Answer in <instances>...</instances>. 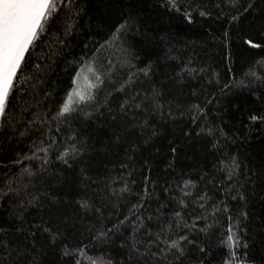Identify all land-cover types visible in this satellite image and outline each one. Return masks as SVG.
Wrapping results in <instances>:
<instances>
[{"label": "trees", "instance_id": "obj_1", "mask_svg": "<svg viewBox=\"0 0 264 264\" xmlns=\"http://www.w3.org/2000/svg\"><path fill=\"white\" fill-rule=\"evenodd\" d=\"M77 6L81 27L67 52L40 83H26L35 69H25L12 100L21 122L0 131V180L21 174L26 191L53 198H42L44 207L29 214L62 233L55 246L40 250L38 264H75L63 254L65 244L83 246L75 254L81 264H264V121L250 119L264 117V0H175V7L166 0H78ZM126 17L134 18L131 30L104 45ZM60 26L48 27L34 62ZM244 37L260 46H247ZM81 65L77 78L84 83L74 95L71 77ZM125 101L130 110L121 112ZM65 103L68 111L58 116ZM34 112L37 124L19 137L13 129ZM70 146L83 150L66 156L68 164L56 160ZM33 152L39 160L12 163ZM136 217L144 221L141 244L160 234V245L151 246L158 252L184 235L192 241H180L185 255L164 261L141 254L145 248L131 251Z\"/></svg>", "mask_w": 264, "mask_h": 264}, {"label": "snow or ice", "instance_id": "obj_2", "mask_svg": "<svg viewBox=\"0 0 264 264\" xmlns=\"http://www.w3.org/2000/svg\"><path fill=\"white\" fill-rule=\"evenodd\" d=\"M77 2L78 0H0V131H3L8 124L18 125L21 122L22 117L15 111L12 100L19 91L17 81L23 78L22 73L25 69H35L34 74L24 78L26 83L27 80L40 83L55 58L61 57L62 54L67 52L69 38L74 31H79L81 27L78 22V14L82 12V9L77 6ZM166 6L175 7V0H166ZM251 7L252 5L249 4L248 8L250 9ZM247 10L245 9V11ZM61 12L64 13L62 19L60 16ZM201 15H204V13H201ZM185 19L191 22V18L187 13H185ZM134 22L132 17L124 18L121 23L115 26L107 38H102L104 45H109L120 34L130 31ZM53 24L61 25L55 28L57 35L47 47L42 49L45 55L40 56L34 62L32 52L40 42H43L44 36L49 34L47 31L48 27ZM61 31L63 36L60 35ZM243 43L251 48L260 46L248 37L243 38ZM47 53H50V55ZM125 63L129 68L131 67L130 61L126 60ZM83 67L84 65H81L80 68L76 69V75L71 77L72 90L75 89L77 75ZM129 75L131 76L132 73L129 72ZM145 75H147L146 71ZM96 79L99 80L100 77L97 76ZM121 86L123 87V85ZM72 90L69 91V95L72 94ZM25 94L27 95L28 93ZM43 95L48 96V93L43 92ZM85 98L81 95V99ZM128 105L129 101L120 104L121 112L129 111ZM135 106L137 108L142 107L140 103H136ZM10 107L13 109L11 113H9ZM28 110L29 108H25L23 111L27 112ZM67 111V104L65 103L60 107L57 115L61 116ZM18 117L20 118L18 119ZM38 119V113L34 112L33 118L28 119L22 128H16L13 131L17 132L19 137H25L28 134V130L37 124ZM250 119L252 121H264V117L257 115L250 116ZM5 120L7 123H3ZM69 140H72V137H69ZM82 150V147H66L56 156V160L68 164V159L65 157L71 154L74 159ZM37 151L45 150L37 148ZM33 158L40 159L35 152L32 153L31 157L18 154L15 158H12V163L18 165L21 160ZM44 159H47L46 155ZM236 166L233 163L231 169L234 170ZM22 171L26 172L27 169ZM28 175L31 176L32 173L29 172ZM26 188L27 184L23 176L18 173H14L11 177L5 175L3 180H0V209H3V211H0V264H38L37 257L40 254V250L47 245L55 246L62 235L59 228L47 222L42 216L39 220L29 219L30 210L35 209L37 206L44 207L42 198H46L49 201L53 198L45 192L32 194L31 191H26ZM120 191L123 192L125 189ZM5 202L7 203L5 204ZM182 203L183 201L181 200ZM81 207L84 208L86 205L81 204ZM175 216L179 217L180 212H175ZM127 219L125 217L124 220H120L119 224L123 225ZM136 221L132 227L131 241L128 244L131 251L140 252L141 248H145V252L141 254H149L153 257L159 255L162 260L168 261L170 256L179 258L185 255V248L180 241H186L187 244L192 243L191 240H187L186 236L180 235L178 239H171L170 242H165L163 246L159 247L158 252H154L151 250V246L160 245L161 235L153 234V237L147 239L145 244H141L137 233L143 232L144 221L140 217H136ZM185 227L188 226L185 225ZM112 228L115 229L116 225L114 224ZM110 233L111 229H109L107 234L97 233V235H110ZM92 239L96 240L97 236H93ZM227 242L229 247L235 243L231 229H229L227 234ZM64 247L66 250L63 254L71 256L75 260V264H81V259L75 258V254L77 252L82 253L83 246L72 249L71 246L65 244ZM200 251L203 252L204 249L201 247ZM92 264H96V261H92ZM108 264H111V262L109 261Z\"/></svg>", "mask_w": 264, "mask_h": 264}, {"label": "rangeland", "instance_id": "obj_3", "mask_svg": "<svg viewBox=\"0 0 264 264\" xmlns=\"http://www.w3.org/2000/svg\"><path fill=\"white\" fill-rule=\"evenodd\" d=\"M83 83H84V78H83V76L80 75L77 78V84L75 85L74 95H79L80 94Z\"/></svg>", "mask_w": 264, "mask_h": 264}]
</instances>
